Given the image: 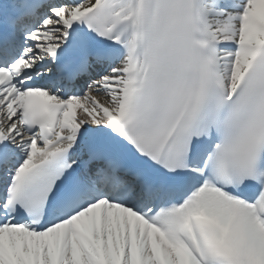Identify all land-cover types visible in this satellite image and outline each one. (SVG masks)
Here are the masks:
<instances>
[{
  "label": "snow or ice",
  "instance_id": "obj_1",
  "mask_svg": "<svg viewBox=\"0 0 264 264\" xmlns=\"http://www.w3.org/2000/svg\"><path fill=\"white\" fill-rule=\"evenodd\" d=\"M0 264H264V0H0Z\"/></svg>",
  "mask_w": 264,
  "mask_h": 264
}]
</instances>
